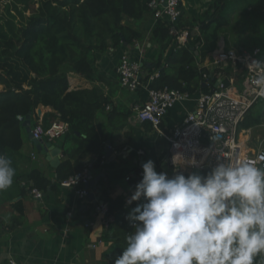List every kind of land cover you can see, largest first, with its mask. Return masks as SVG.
I'll return each instance as SVG.
<instances>
[{"label":"trees","instance_id":"16d2710c","mask_svg":"<svg viewBox=\"0 0 264 264\" xmlns=\"http://www.w3.org/2000/svg\"><path fill=\"white\" fill-rule=\"evenodd\" d=\"M151 1L0 0V154L11 157L21 151L23 123L30 116L33 127L38 121L36 111L40 107L53 111L43 118L45 128L56 120L68 122L70 134L86 135L79 143V151L99 152L101 141L93 123L109 100L97 89L71 91L69 75L93 79L91 61L95 52L105 53L110 46L116 48L142 40V34L129 22L140 21L151 13ZM254 1L257 7L264 9V0ZM227 2L217 0L200 23L201 35L208 34L215 25L209 42L203 43L200 35L191 37L186 46H180L174 43L165 23L156 24L151 43L159 48L156 66L160 76L151 88L206 92L204 73L212 74L209 78L212 86L215 85L214 72L232 75L231 68H215L212 72L201 67L217 50L221 33L230 25L225 13ZM181 28L193 30L182 24ZM261 37L264 45V32ZM263 45L260 50L264 54ZM144 125L152 128L148 123ZM263 126L264 101H261L248 111L239 131H253ZM155 167L158 173L162 172L159 166ZM56 172L59 181L76 173L70 161L61 164ZM210 173L205 171L203 176ZM26 179L31 182L30 188L41 191L53 188L52 182L39 170L30 172ZM141 180L136 179L135 187ZM102 201L109 204L110 215L114 217L105 240L113 244L108 264H115L127 247L128 235L134 232L136 222L127 217L137 203L145 201L129 204L122 197L110 196L107 191ZM10 226L17 227L18 221L13 220Z\"/></svg>","mask_w":264,"mask_h":264},{"label":"crops","instance_id":"0c3cea01","mask_svg":"<svg viewBox=\"0 0 264 264\" xmlns=\"http://www.w3.org/2000/svg\"><path fill=\"white\" fill-rule=\"evenodd\" d=\"M216 1L181 0L182 26L192 28L194 36H200V23ZM231 1L233 0H228ZM248 1L252 3L249 11L254 10L256 17L264 20V9L257 7L254 0ZM129 25L142 34V40H136L132 45L122 44L116 48L110 46L105 53L95 52L91 61L95 74L93 79H86L79 74L69 75L71 91L97 89L109 100L105 108L97 113L93 123V129L99 134L101 141L99 152L79 151V143L86 139L85 134L68 133L55 142L44 140L43 147L57 146L62 151L59 165L53 168L47 155L38 150L37 144L25 130L23 148L9 157L16 174L13 185L0 192V264H9L11 260L17 264H108L113 244L105 240L107 231L101 217L94 213L95 205L102 202L103 193L107 191L110 196L122 197L128 202L136 190V179L130 182L126 179L129 175L143 171V165L149 160L154 161L155 166L169 175L184 174L187 178L188 175L199 174L201 171L192 170L185 165L175 168L168 166L170 151L167 142L153 128H147L136 121L135 109L147 100L148 93L145 90L135 93L123 90L117 67L121 57L129 55L143 66L145 73L151 75L157 70L159 48L151 43L156 26L152 13L140 21H130ZM214 27L215 25L208 34L201 35L203 43L210 41V33ZM137 45L144 51L142 57ZM262 45L261 40L256 47L260 48ZM225 48L226 40L220 35L216 51L227 50ZM229 48L238 51L237 53L250 52L248 50L251 49L245 50L242 46L239 49ZM218 65L214 54H210L201 67L214 72ZM195 105L196 102L191 100L171 109L164 118V128L173 131L181 126ZM39 111L41 112L38 113ZM50 113H53L52 109L40 107L36 111V118L43 121L44 116ZM257 130L264 131V126L240 132V141L247 152L256 151L259 146L264 148L260 136L255 141V138L252 139ZM249 143H257V149L250 148ZM107 146L114 148V156H107L106 152L110 151ZM125 148L127 151L121 153ZM140 150L144 155H138ZM103 154L106 160L100 163ZM65 161L71 162L75 172L94 163L93 177L103 175L98 183L99 201L89 197L81 199L74 189L60 187L56 170ZM33 170L43 172L53 185V188L43 191L42 199L32 197L28 189L31 182L26 177ZM90 191L92 194L93 190ZM13 220L18 221L15 228L10 226ZM260 260L258 256L256 264H260Z\"/></svg>","mask_w":264,"mask_h":264},{"label":"clouds","instance_id":"9594fccd","mask_svg":"<svg viewBox=\"0 0 264 264\" xmlns=\"http://www.w3.org/2000/svg\"><path fill=\"white\" fill-rule=\"evenodd\" d=\"M15 174L0 154V192ZM142 199L127 217L134 232L115 264H256L258 256L264 264V168L219 164L207 176L169 178L149 160L128 203Z\"/></svg>","mask_w":264,"mask_h":264},{"label":"built area","instance_id":"2783aa9c","mask_svg":"<svg viewBox=\"0 0 264 264\" xmlns=\"http://www.w3.org/2000/svg\"><path fill=\"white\" fill-rule=\"evenodd\" d=\"M155 25L160 21L165 23L169 35L174 43L186 46L193 32L181 28V0H152L149 4ZM141 57L143 49L136 46ZM218 61L217 69H232V75L214 72V86L209 78L212 74H203L204 86L208 91L190 93L165 87L163 89L151 88L153 82L159 78L160 72L148 75L143 66L129 55H123L117 67L119 82L122 89L135 93L145 90L148 93L147 100L136 107L135 118L140 124H150L158 136L169 145L170 157L168 166L179 167L185 165L190 169H198L202 172L214 170L219 164L249 163L264 168V148L259 146L256 151L247 152L240 141V124L248 111L258 102L264 101V54L260 48L251 52L234 53L233 51H215ZM259 61L260 66L254 62ZM194 100V110L184 119L181 126L173 131H167L164 126V118L168 112L177 105ZM19 120H23L21 117ZM70 133V124L56 120L49 128H45L42 121H37L32 127V138L40 143L44 140L55 142ZM107 149L115 151L112 146ZM127 151L123 149L121 153ZM138 155H144L138 151ZM106 157L101 156L100 163H104ZM93 164L87 165L60 181L63 189H74L81 199H87L91 191L88 189L93 175ZM166 173L165 171H162ZM173 178L174 175H169ZM143 171L127 177L130 182L133 179H142ZM28 189L35 199H42L43 191L37 188ZM131 198V197H130ZM130 200V199H129ZM94 213L100 216L103 226L108 231L114 223V217L110 215L109 204L100 202L94 207ZM71 215V214H70ZM9 264H17L11 260Z\"/></svg>","mask_w":264,"mask_h":264},{"label":"rangeland","instance_id":"374dc122","mask_svg":"<svg viewBox=\"0 0 264 264\" xmlns=\"http://www.w3.org/2000/svg\"><path fill=\"white\" fill-rule=\"evenodd\" d=\"M251 4L252 3L248 0H233L227 3L225 13H227L230 18V25L226 26L225 32L221 33V38L226 40L225 49L227 50H224L225 52L229 50L237 53L238 51L236 52L229 47L239 49L241 46L245 48V50H248L246 48H251L248 51H253L257 49L258 47L256 46L261 43V33L264 32V20H260L261 18L258 19V16L256 17L253 12L254 10L249 11ZM244 10L246 12L243 13ZM257 136H260L261 141L264 142L263 130L255 131L252 139L255 138V141L256 138H258ZM256 145L257 143L248 144L252 149H257Z\"/></svg>","mask_w":264,"mask_h":264},{"label":"water","instance_id":"95a60500","mask_svg":"<svg viewBox=\"0 0 264 264\" xmlns=\"http://www.w3.org/2000/svg\"><path fill=\"white\" fill-rule=\"evenodd\" d=\"M197 54V53H196ZM41 111H39L38 113H40ZM23 127L25 128L26 132L30 135V137L32 138V122H31V117L29 116L25 122L23 123ZM33 139V138H32ZM37 146H38V150L41 153H44L47 155V160L50 162L51 166L53 168H56L59 163H60V155H61V149L57 146H51V145H47L46 147L42 146V142L38 143L36 141H34ZM107 156H114L113 151H108L106 152ZM114 158V157H112ZM200 175L203 176V173L201 171L198 172ZM103 177V175H98L97 177H93L92 181L90 182L88 189H92L93 193L90 194L89 198L90 199H94L96 201L100 200V195L99 191H100V187L98 186V183L100 181V179Z\"/></svg>","mask_w":264,"mask_h":264}]
</instances>
